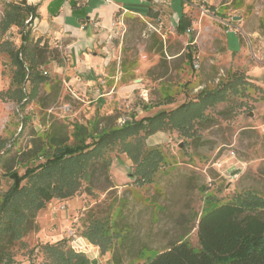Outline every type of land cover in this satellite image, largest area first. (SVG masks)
<instances>
[{
  "label": "rangeland",
  "instance_id": "374dc122",
  "mask_svg": "<svg viewBox=\"0 0 264 264\" xmlns=\"http://www.w3.org/2000/svg\"><path fill=\"white\" fill-rule=\"evenodd\" d=\"M10 1L16 0H0V23ZM185 1L192 29L183 34L169 17L158 14L124 18L115 66L117 84L126 86L121 108L85 105L68 82L62 50L37 42L32 25L5 31L0 25V44L5 42L0 45V199L12 183L8 171L24 174L27 166L44 162L36 146H45L50 137L76 143L79 124L96 135L111 124L121 126L133 117L197 100L202 91L222 89L226 94L190 129L166 126L143 137L145 148L163 154L152 182L143 180L137 162L117 147L108 168L96 167L92 183L82 177L73 196L53 198L37 213L39 230L15 245L16 264H43L36 245L58 238H67L74 249L89 250L98 264H140L182 237L197 245L194 226L209 206L249 189L264 195V0ZM25 28H30L25 45L39 53L31 78L47 70L33 93V83L19 82L13 55ZM188 52L199 56V68ZM90 213L108 215L117 228L112 230L113 248L105 254L79 238Z\"/></svg>",
  "mask_w": 264,
  "mask_h": 264
},
{
  "label": "trees",
  "instance_id": "16d2710c",
  "mask_svg": "<svg viewBox=\"0 0 264 264\" xmlns=\"http://www.w3.org/2000/svg\"><path fill=\"white\" fill-rule=\"evenodd\" d=\"M35 10L36 7L26 0L10 1L0 23L2 31L12 25L28 27L26 21L31 14L35 15ZM190 25V18L183 14L176 30L183 34ZM26 29L23 43L13 55L19 82L33 83V93V89L46 80L47 73L44 71L45 74L31 78L33 62L39 53L25 45L30 28ZM40 54L43 57V52ZM187 56L191 59V52ZM224 93L222 89L202 91L197 100L141 119L133 117L121 126L111 124L96 135L89 134L86 126L79 124L75 126L76 143L50 137L46 142L50 150L46 145H37L35 153L40 152L38 156H43L44 162L27 166L24 174L17 170L7 173L12 183L0 199V264H16L14 247L29 233L39 230L37 213L55 197L73 196L81 186L80 178L92 183L96 167L108 168L110 153L117 147L137 162L138 175L152 182L154 173L162 166L163 154L159 148H145L143 137L164 130L166 126L182 131L189 128L194 119L204 116L209 105L223 101ZM86 137L91 141L87 142ZM87 222L80 235L99 246L102 254L112 249V230L116 226L110 217L90 213ZM194 227H197V245L182 237L140 264H264V195L260 192L249 189L232 200L209 206ZM68 242L63 238L53 243H38L36 247L44 254L43 264H93L94 260L85 252L74 249Z\"/></svg>",
  "mask_w": 264,
  "mask_h": 264
},
{
  "label": "crops",
  "instance_id": "0c3cea01",
  "mask_svg": "<svg viewBox=\"0 0 264 264\" xmlns=\"http://www.w3.org/2000/svg\"><path fill=\"white\" fill-rule=\"evenodd\" d=\"M26 1L36 7L35 15L29 16L32 17L36 41L62 50V57L69 64L66 72L68 82L74 86L75 95L85 101V105L90 103L96 109L102 106L105 109L121 108L125 103L126 86L117 84L119 74L115 68L118 66L116 38L119 29L115 26L116 21L129 15L148 16L153 13L169 17L177 27L187 11L185 0ZM58 70L64 73L62 68ZM111 80H114L112 85L109 84ZM58 240L60 238L55 242ZM83 252L91 258L89 250Z\"/></svg>",
  "mask_w": 264,
  "mask_h": 264
},
{
  "label": "built area",
  "instance_id": "2783aa9c",
  "mask_svg": "<svg viewBox=\"0 0 264 264\" xmlns=\"http://www.w3.org/2000/svg\"><path fill=\"white\" fill-rule=\"evenodd\" d=\"M31 21H32V17H29V18L27 19L26 23L29 24V25H31ZM123 22H124L123 19L120 18V19H118V20L116 21L115 26L120 28L121 25L124 24ZM227 25H229V24L227 23ZM191 29H192L191 27H188V29H187L186 31H187V32H190ZM230 31H233V30L230 29V30H228L227 32H230ZM192 64H193V66H194L195 68H199V67H200V64H199V56H195V55L192 56ZM65 108H66V110H67V108H68V105H67V104H65Z\"/></svg>",
  "mask_w": 264,
  "mask_h": 264
},
{
  "label": "water",
  "instance_id": "95a60500",
  "mask_svg": "<svg viewBox=\"0 0 264 264\" xmlns=\"http://www.w3.org/2000/svg\"><path fill=\"white\" fill-rule=\"evenodd\" d=\"M239 172V170L237 169V170H235L233 173H232V175H235L236 173H238ZM94 263L96 264V260L94 261Z\"/></svg>",
  "mask_w": 264,
  "mask_h": 264
}]
</instances>
